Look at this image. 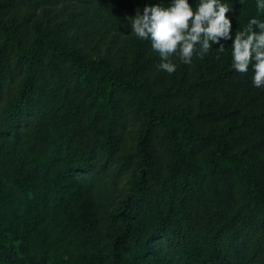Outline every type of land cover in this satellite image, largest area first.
<instances>
[{"label": "trees", "instance_id": "16d2710c", "mask_svg": "<svg viewBox=\"0 0 264 264\" xmlns=\"http://www.w3.org/2000/svg\"><path fill=\"white\" fill-rule=\"evenodd\" d=\"M160 2L0 0V264H264V88L159 70L125 24Z\"/></svg>", "mask_w": 264, "mask_h": 264}, {"label": "clouds", "instance_id": "9594fccd", "mask_svg": "<svg viewBox=\"0 0 264 264\" xmlns=\"http://www.w3.org/2000/svg\"><path fill=\"white\" fill-rule=\"evenodd\" d=\"M258 16H264V0H255ZM231 0H161L137 8L125 27L159 54V70L169 75L177 71V58L191 65L214 45L218 53L230 48L231 67L240 74L252 71L255 88H264V18H250L242 30L233 31ZM231 41L229 46L226 42Z\"/></svg>", "mask_w": 264, "mask_h": 264}, {"label": "rangeland", "instance_id": "374dc122", "mask_svg": "<svg viewBox=\"0 0 264 264\" xmlns=\"http://www.w3.org/2000/svg\"><path fill=\"white\" fill-rule=\"evenodd\" d=\"M126 36H127V37L135 36V34H134V33H131V32H127V33H126ZM127 40H128V39H127Z\"/></svg>", "mask_w": 264, "mask_h": 264}]
</instances>
